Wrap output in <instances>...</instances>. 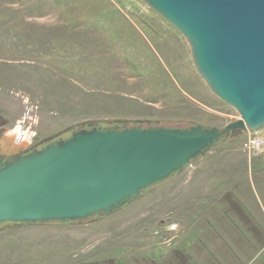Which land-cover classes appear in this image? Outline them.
<instances>
[{
  "label": "rangeland",
  "instance_id": "1",
  "mask_svg": "<svg viewBox=\"0 0 264 264\" xmlns=\"http://www.w3.org/2000/svg\"><path fill=\"white\" fill-rule=\"evenodd\" d=\"M239 119L197 74L184 38L141 0H0L6 148H42L109 121L223 128ZM249 137L264 129L230 133L107 217L0 225V264H211L210 240L227 237L235 207L228 187L240 196L235 177L264 190V151L247 154Z\"/></svg>",
  "mask_w": 264,
  "mask_h": 264
},
{
  "label": "water",
  "instance_id": "2",
  "mask_svg": "<svg viewBox=\"0 0 264 264\" xmlns=\"http://www.w3.org/2000/svg\"><path fill=\"white\" fill-rule=\"evenodd\" d=\"M141 1L184 38L197 74L240 119L223 128L100 131L89 124L27 155L2 142L0 225L107 217L230 133L264 129V0Z\"/></svg>",
  "mask_w": 264,
  "mask_h": 264
},
{
  "label": "crops",
  "instance_id": "3",
  "mask_svg": "<svg viewBox=\"0 0 264 264\" xmlns=\"http://www.w3.org/2000/svg\"><path fill=\"white\" fill-rule=\"evenodd\" d=\"M235 179L234 182H239V186L234 188L239 187L241 190L237 198L234 196L237 191L232 192L231 187H228L229 198L233 199L235 207L228 208L227 221L222 223L227 237L212 238L206 258H211V264H264V239L261 234L264 229V190L252 192L250 175L237 176ZM259 179L264 182V176ZM222 212L225 214V210ZM212 225L218 228V223Z\"/></svg>",
  "mask_w": 264,
  "mask_h": 264
},
{
  "label": "built area",
  "instance_id": "4",
  "mask_svg": "<svg viewBox=\"0 0 264 264\" xmlns=\"http://www.w3.org/2000/svg\"><path fill=\"white\" fill-rule=\"evenodd\" d=\"M242 148L249 155L254 152H262L264 151V138L249 137L244 141Z\"/></svg>",
  "mask_w": 264,
  "mask_h": 264
},
{
  "label": "trees",
  "instance_id": "5",
  "mask_svg": "<svg viewBox=\"0 0 264 264\" xmlns=\"http://www.w3.org/2000/svg\"><path fill=\"white\" fill-rule=\"evenodd\" d=\"M126 125H124L123 123L121 122H117V123H108V122H105V123H101L97 126V129H99L100 131H105V130H123L125 129ZM148 127H158V126H154V125H151V126H146V127H142V128H148ZM169 128H181V129H185V128H188V127H183L181 125H177V126H167ZM90 129V128H89ZM88 129V130H89ZM222 141V140H221ZM219 143V142H218ZM217 143V144H218ZM144 193V191L142 192Z\"/></svg>",
  "mask_w": 264,
  "mask_h": 264
},
{
  "label": "flooded vegetation",
  "instance_id": "6",
  "mask_svg": "<svg viewBox=\"0 0 264 264\" xmlns=\"http://www.w3.org/2000/svg\"><path fill=\"white\" fill-rule=\"evenodd\" d=\"M139 127H141V126H139ZM141 128H142V127H141ZM2 129H3V128H2V124H0V144L2 143V138L5 136V134H4V132H3ZM17 147H19V146H17ZM43 147H44V146H43ZM39 149H41V147L36 146V147H33V148L29 149V150H25V151H23L20 155H27V154H29V153H31V152H34V151H36V150H39Z\"/></svg>",
  "mask_w": 264,
  "mask_h": 264
}]
</instances>
